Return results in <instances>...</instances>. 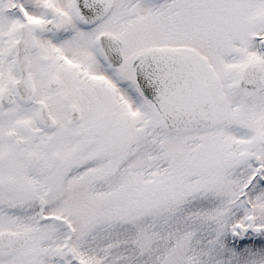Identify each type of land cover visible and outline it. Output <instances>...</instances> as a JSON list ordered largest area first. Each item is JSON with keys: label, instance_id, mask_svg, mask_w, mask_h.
Returning a JSON list of instances; mask_svg holds the SVG:
<instances>
[{"label": "snow or ice", "instance_id": "obj_1", "mask_svg": "<svg viewBox=\"0 0 264 264\" xmlns=\"http://www.w3.org/2000/svg\"><path fill=\"white\" fill-rule=\"evenodd\" d=\"M0 264H264V0H0Z\"/></svg>", "mask_w": 264, "mask_h": 264}]
</instances>
